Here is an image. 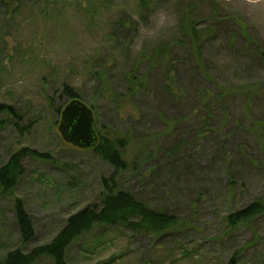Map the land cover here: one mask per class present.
<instances>
[{"label": "rangeland", "instance_id": "obj_1", "mask_svg": "<svg viewBox=\"0 0 264 264\" xmlns=\"http://www.w3.org/2000/svg\"><path fill=\"white\" fill-rule=\"evenodd\" d=\"M138 2L0 0V103L13 106L20 126L31 124L21 134L15 119L0 115V167L21 147L37 153L22 158L15 181L0 182V258L48 242L114 182L178 223L145 235L97 226L68 248L69 263L264 264V211L227 220L264 203V0H149L143 15ZM189 5L197 58L193 38L179 30ZM160 10L174 26L136 52L137 17L147 25ZM160 52L169 65L153 62ZM132 74L145 82L137 93ZM64 85L94 110L95 129L124 139L123 168L63 140L54 107H64ZM208 115L215 129L204 136ZM17 202L33 227L27 243ZM31 264L53 262L42 256Z\"/></svg>", "mask_w": 264, "mask_h": 264}, {"label": "trees", "instance_id": "obj_2", "mask_svg": "<svg viewBox=\"0 0 264 264\" xmlns=\"http://www.w3.org/2000/svg\"><path fill=\"white\" fill-rule=\"evenodd\" d=\"M148 2L149 0H139L135 7V12L140 13L142 9L146 8ZM190 6L191 5H189L183 13L182 20L179 24V30L182 37L186 38L189 36L193 38V46L195 47L194 49L196 52L195 57L197 58L200 50V36L198 38L199 32L196 29V21L190 19L189 17L190 15L188 9ZM139 9H141L140 12H138ZM126 15L128 16V14ZM139 15L143 14L140 13ZM124 26L125 22L123 20L117 21V30H121ZM171 44L173 43H170L169 46ZM156 60L162 62L164 65V62H168L169 56L166 57L165 53L160 52L159 55L157 54L156 58L153 59V62ZM147 61L152 63L151 60ZM167 64L169 65V62L166 63V66ZM128 80V86L134 93H137L142 86H145V82H143L142 79L135 80V74H132ZM63 93L65 96L63 105H65L72 98H81L80 94L74 88L67 85H64ZM212 97L213 98L211 99L218 102L224 98L223 92L221 91L218 94L217 91ZM205 99L202 103L204 105H208V100L210 99ZM54 111L60 114L61 105L55 106ZM92 112L94 115L95 127L96 114L93 109ZM209 112L210 111H207V113ZM0 115H5V119L8 123L12 121V119H15L16 121H12V124L21 134L31 127L30 123L26 126L19 125V115L11 105L0 103ZM212 120L213 118L209 115L202 119L206 128L204 131H201V135L205 136L215 129ZM5 122H0V126ZM95 130L98 135V140L92 148H89V150H91L100 159L111 164L115 170L123 168L125 166V161L121 156L119 148L120 144L125 142L124 139L110 138L109 135H107L109 132L105 131L104 133H101L97 129ZM27 155L36 156L37 153L34 150L27 149L26 147H21L10 155L9 160L5 165L0 167V182L3 185H9L19 177L22 173L21 160ZM40 156L42 158H46L43 155ZM114 173H116V171L110 176V180L112 181L115 178L113 177ZM15 210L17 221L23 233L22 241L26 242L33 235L31 220L23 207L20 205V202L16 203ZM263 211L264 203L254 201L248 203L237 211L229 213L227 215V220L231 224H235ZM177 223L178 219L174 214L167 213L161 208H154L153 206H150L146 202L137 199L129 190L114 186L113 182V184L109 186L106 184V187L102 189L99 194V202L87 204L74 213L68 215L62 227L56 232L51 240L43 244L35 245L27 251L20 249L8 251L4 257L0 258V264H31L42 256L50 258L53 264H71L67 261L68 248L81 236L92 231L93 228L97 226H121L130 232L131 235H145L162 233L163 231L167 232V230L174 227Z\"/></svg>", "mask_w": 264, "mask_h": 264}, {"label": "water", "instance_id": "obj_3", "mask_svg": "<svg viewBox=\"0 0 264 264\" xmlns=\"http://www.w3.org/2000/svg\"><path fill=\"white\" fill-rule=\"evenodd\" d=\"M57 129L64 141L78 148H92L98 140L92 109L77 97L61 109Z\"/></svg>", "mask_w": 264, "mask_h": 264}, {"label": "clouds", "instance_id": "obj_4", "mask_svg": "<svg viewBox=\"0 0 264 264\" xmlns=\"http://www.w3.org/2000/svg\"><path fill=\"white\" fill-rule=\"evenodd\" d=\"M137 20L141 27L134 44L136 52L142 51L145 42L154 43L158 41L175 24L174 18L163 10L158 11L147 25H144L139 17Z\"/></svg>", "mask_w": 264, "mask_h": 264}]
</instances>
